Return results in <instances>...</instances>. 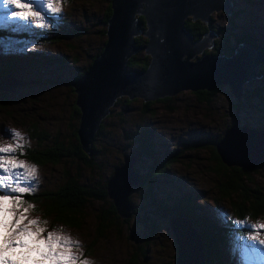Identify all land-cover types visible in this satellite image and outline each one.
<instances>
[{"label": "rangeland", "instance_id": "obj_1", "mask_svg": "<svg viewBox=\"0 0 264 264\" xmlns=\"http://www.w3.org/2000/svg\"><path fill=\"white\" fill-rule=\"evenodd\" d=\"M230 2L231 14L212 10L206 24L200 20H192L190 14H187L185 19L211 28L205 33L215 30L212 32L215 37L211 38V46L204 48L201 54L195 55L191 60L202 54L229 56V51L233 52L237 44L246 42H253L251 45L260 47V53L264 54V0ZM108 3L110 5L109 0H67L60 5L61 13L45 14L50 23L43 27L35 21H29L31 27H23L21 25L25 22L10 15L9 22L0 19V35H3L0 37V62L8 59L19 62L12 69V78L7 86H1L4 77L0 78V88L6 89L4 99L0 100V146L15 148V152L7 155L17 157L18 161L27 166H35L37 170L35 179L38 183L35 190L17 193L19 198L23 194L34 196L39 190H59L65 183V173H78L80 181L87 185V190H96L98 183L109 178L113 168L118 166L124 156L137 157L132 149L137 144V134L134 131L140 129L143 138H149L153 142L158 165L164 157L173 159L165 169L158 166L159 172L154 177L152 186V198L157 203L168 205L171 198L173 203L184 197L188 202L185 207L190 209L196 205L199 207L197 217L212 222L211 235L215 234L214 229L218 226L230 227L231 231L218 251L221 257L222 251L228 249L231 255L229 260L225 258L224 261L241 264L240 253L235 251L233 236H247L248 230L236 229L233 221L248 217L237 216L240 200L238 192L227 197L220 192L219 186L228 171L220 170L218 174L214 171L216 163L210 158V148L215 147L217 141H214L225 134L223 132L232 122L253 128L264 125L262 76L245 82L240 98L233 96L227 84L215 86L216 89L206 101L189 89H182L169 96L166 102L143 101L142 98L135 97L124 103L127 99L120 97L101 120L99 134L89 141L90 154V145L98 150V154L94 156V164L98 165V170L93 168L90 171L71 157H62L57 165H38L26 157L29 151L49 148L54 142L62 143L67 150L77 143L81 148L76 134L80 111L74 107L75 94L69 83L84 73L86 66L96 58L94 55L103 48L107 25L103 22V14ZM3 10V0H0V14ZM13 10L19 11L8 8L9 13ZM138 17L141 18L142 25L138 22ZM135 19V30L144 33L147 25L143 15L136 14ZM12 20L17 23H11ZM23 34L26 37H22ZM135 37L143 40L138 45L134 43L137 46L142 47L148 42L145 35L137 34ZM237 39L243 41L238 42ZM132 56L135 63L143 56L146 57L144 60L147 67L150 54H144V49L137 50ZM143 69L145 68L140 69L135 64L124 67L123 72ZM255 71L264 74V61L256 66ZM10 85L11 88L7 89ZM253 94L255 97H252ZM143 103L148 105L144 108ZM13 132L20 133L23 139H13ZM151 142L141 144L138 150L143 151L144 144ZM17 144L20 145L19 148H16ZM225 152L230 153L229 148ZM151 166L154 167L152 159L144 156L141 162H134L133 167L134 171L137 169L140 174L146 175ZM248 177L250 181L244 179L243 184L251 190L258 189L259 196H264V163L252 168ZM139 180L140 178L127 194L132 213L128 210V216L123 217L114 210L115 217L108 219L110 224L107 227L99 224L103 214H108L107 201H87L82 208L83 214L78 226L68 228L49 222L45 224L44 219L33 214L32 207L28 204L20 205L14 199L16 197H10L0 211V221L9 226H0V242L5 237L8 239V244L3 249L4 260L10 264H56L41 255L48 251L43 239L48 232L56 230L71 237L73 241H78L79 247L73 245L71 254L80 260L90 261L91 264H200V261H194L193 256L185 257L183 254L178 256L176 263V243L168 219L185 216L164 212L147 194H141V189L137 186ZM246 191L250 194L249 189L246 188ZM25 209L28 210L25 212ZM21 216L24 218L20 219ZM30 220L40 223L32 225ZM247 222L252 225L264 224V214L255 219L248 218ZM175 226L189 241L193 240V233L183 222H178V226L175 223ZM24 227L31 233H36L38 227L45 231L29 236L21 232ZM260 239H264V235L253 243H258ZM22 244L28 247H20ZM54 251L62 253L63 249ZM246 264H264V253L247 260Z\"/></svg>", "mask_w": 264, "mask_h": 264}, {"label": "water", "instance_id": "obj_2", "mask_svg": "<svg viewBox=\"0 0 264 264\" xmlns=\"http://www.w3.org/2000/svg\"><path fill=\"white\" fill-rule=\"evenodd\" d=\"M109 1L111 13L106 21L103 48L86 71L69 83L75 94L74 105L80 111L76 134L87 155L90 154L89 141L101 120L121 96L128 100L140 97L143 101H153L172 96L182 89L209 91L215 86L227 84L233 96L240 98L243 93L242 85L260 77L255 68L264 61V54L260 53L258 46L249 42L237 44L229 56L202 54L191 60L195 55L201 54L204 48L211 46V38L215 35L213 31H208L200 38L193 39L183 25L185 17L190 14L192 20H200L206 24L212 10L231 14L230 0ZM136 14H142L145 19L147 30L144 33L135 30ZM137 34L148 38L146 45L140 47L134 44L133 37ZM139 49H144V54H150L147 67L124 73L127 60ZM9 88L11 85L7 89ZM223 133L225 134L215 143L216 154L222 163L250 169L263 162L264 130L231 124ZM226 148H229L230 153L225 152ZM250 148L257 151L253 155L255 162L245 164L246 160H250L248 156H244L242 163L245 165L238 164L240 162L236 157L241 153L244 155ZM135 159V156H124L122 163L113 168L106 181V194L112 200L114 209L123 217L128 216L130 209L127 194L138 182V174L133 167ZM122 188V193L118 195ZM174 222L177 226L178 222H183L195 232L185 217H169L168 224L176 243L177 263L180 254L194 257L195 247L179 233ZM200 247L202 263L201 244Z\"/></svg>", "mask_w": 264, "mask_h": 264}, {"label": "trees", "instance_id": "obj_3", "mask_svg": "<svg viewBox=\"0 0 264 264\" xmlns=\"http://www.w3.org/2000/svg\"><path fill=\"white\" fill-rule=\"evenodd\" d=\"M110 13H111V10H110V5L108 3V6L106 7V10L103 14L104 16L103 22L107 21L108 17L110 16ZM138 22L141 23L142 25L140 17H138ZM184 27L192 35L193 39H196L202 36V34H204L206 30H211L210 27L205 26L197 21L193 22L190 19L184 20ZM2 36L3 35H0L1 38ZM17 36H20V35H17ZM22 37H26V35L23 34ZM133 41L137 45L143 42V40L138 37L133 38ZM237 41L242 42L243 40L237 39ZM250 44H253V42H250ZM259 49L261 48L259 47ZM100 51L101 50H99V52L96 53L94 57H96L100 53ZM231 53H232V50L229 51V54ZM132 57L133 56H131L129 60L127 61V66L130 67V66L137 64L138 66H140V69L146 68V60H144V59H147L146 57L143 56L141 60H137L138 61L137 63L133 62L132 59L134 58ZM18 64L19 62H16L15 59H8L6 61L0 62V78L4 77L2 81V87L7 86V83L12 78L11 76L12 69ZM89 64L86 66L84 72L86 71ZM257 73L259 74L261 73L260 76H262V78L264 79V74L262 72H257ZM215 89L216 88H213L211 91L210 90L209 91L196 90L195 94L201 95L200 98L206 101L208 99L207 97L210 94H212ZM0 90H2L0 91V100H3L5 96L4 90L6 89L0 88ZM260 95H261V99L263 100L262 92L260 93ZM121 97H125V96H121ZM244 97H246V95H244ZM252 97H255L254 94L252 95ZM119 98H117L116 101H119ZM168 98H169L168 96H165L155 101L166 102L168 101ZM123 102L125 103L129 101L127 99V100H124ZM147 103H150V102H147ZM147 103H143L144 108L148 105ZM144 111L145 110L143 109V112ZM231 124L237 125L236 122H232ZM237 126H246L247 128H251L255 130H264V125H259L254 128L249 127L247 125H239V124ZM101 127L102 125L100 122L99 127L97 131L95 132L94 136H97L99 134ZM140 131H141L140 129H136L134 133H136L137 136L136 137L133 136L135 134L132 135V137H135V141L137 143L136 148L132 149V153H135L137 155V157L135 156L136 157L135 162L136 161L141 162L145 156V158L152 159V163L154 164V167L153 168L152 166L149 167V172H146V175L140 174L137 171V169L135 170L138 173V176L140 178L137 186L141 189V194L142 193L144 195L147 194L148 197L151 198V201L153 203H157L152 198L153 196L152 186H153L154 177L159 172L158 166L165 169L167 168L168 165H170L173 159L164 157V160L160 162L158 165L156 162L155 154H154L155 150H154L153 142H151L149 138H143ZM43 136L44 135L42 134V138ZM220 137L221 136H219L214 142L218 141ZM148 141H150L151 144L150 143L144 144V148H143L144 150L139 151L138 149L140 145ZM90 147H91L92 152L90 155H87L84 151L81 150L78 143L73 147L70 146V150H67V149H64V147L62 146V143L54 142L53 145L49 148H43L42 150L33 149L29 151L26 157L30 161H33L35 162V164H38V165H45V164L57 165L62 159V157H71L72 160H77L79 163H81L84 167H86L90 171L93 170V168L98 170V165L96 163L94 164V156L95 154H98V150L94 147V145H90ZM250 150H253L254 154H256L257 152L255 148H250L246 151L244 155L242 153L239 154V156L236 157L238 158V161L240 162L238 164L245 163L247 165H250L252 164V162H255V157L249 158L251 162L248 160L244 162V156H248V153ZM210 151H211L210 158H213L216 163V167L214 171L217 174L220 170H222L223 172L228 171V173L224 174L225 180L221 182L219 186V190L222 193V195L227 197L228 195L232 193L235 194L236 192L240 194V200L238 201V206H237L238 208L237 216L238 217L247 216L250 219H255L257 217L262 216L264 214V196L262 197L259 196L260 191L258 189L251 190V188H248L243 184L244 179L250 181L248 174H249V171H251V168L248 169L244 166H239L237 164L226 165L219 160V157L216 154L214 146L210 148ZM121 162L122 160L118 162V165ZM263 163H264V159H263ZM63 178L64 179L66 178L64 185L59 190L56 189L54 192H50L48 190H44L43 192H40L39 190L38 192L33 194L34 196H32L31 194H23V195H20V198L17 193H13L11 197L18 198V203L20 205H23V206L27 204L32 205L33 206L32 208L34 209L33 214L36 215L38 218H42L45 221L53 225L60 224L68 228H74L78 226V223L80 222L82 218V214H83L82 208L86 204L87 201H91V200L107 201V208L109 209L108 214H103L102 219L99 221V224L104 227L109 226L110 221L108 219L110 217H115L114 215L115 209L112 204V200L106 194V181L107 180L103 182H99L98 183L99 186H97V189L93 191V190L86 189L87 185L80 181L79 174L76 172L75 173H65L63 174ZM246 188L249 189L248 192H250V194L247 193ZM171 200L172 198L170 199V203L168 205H162L160 203H157V204L164 209V212H169L170 214L175 213V215L185 216V218L192 223L191 226L195 233H193L189 228L188 229L193 233V240L190 241V243L195 247V255L193 257L194 261L196 263L201 261V247H200V244H201L202 249H203V261L200 264H215L216 262L217 264H231L229 261L227 262L224 261L225 258L229 260V255H231V252H229V250L226 248L224 250L222 248L223 251L220 257V254L218 251L220 244L223 242L226 235L230 233L231 231L229 229L230 227H228L227 225H223L220 227L218 226L214 229L215 234L211 235L212 222H209L206 218L200 219L199 217H197L196 213L199 207H197L196 205H194L190 209L185 207V205L188 202H186L187 200L185 201L184 197L174 200L173 203H171ZM127 201H128V205L130 206L129 210H131V203L128 199ZM130 213H132V210L130 211ZM129 217L131 218V214ZM47 219H49V221ZM205 230H208V231H205ZM197 239L199 240V242Z\"/></svg>", "mask_w": 264, "mask_h": 264}, {"label": "snow or ice", "instance_id": "obj_4", "mask_svg": "<svg viewBox=\"0 0 264 264\" xmlns=\"http://www.w3.org/2000/svg\"><path fill=\"white\" fill-rule=\"evenodd\" d=\"M67 0H3L4 10L0 14V19L5 22L8 21L9 15L13 18H19L23 21L21 26L31 27L29 21H35L40 24L41 27L46 26L50 21L46 18V13L59 14L62 11L60 5L66 3ZM12 7L19 9V11L8 12V8ZM53 18H56L55 16ZM11 23H17L16 20L10 21ZM13 139H23L18 132H13ZM20 145L17 144L16 148ZM15 148L11 146H0V211L3 209L4 202L8 201L13 193H24L34 191L38 181L35 179L36 168L35 166H27L22 161H18L15 156L7 155L15 152ZM23 169V171H20ZM18 200V198H14ZM29 207H33L29 205ZM28 209H25L26 212ZM24 217L21 216L20 219ZM248 218L244 220H234L233 224L236 229H247V236L234 235L233 240L235 243V251L240 253L241 264H246V261L251 258L259 257L261 253H264V239H260L258 243H253L258 237L264 235V224H248ZM19 223V220L17 221ZM30 224L38 225L40 222L37 220H30ZM46 224L47 221H44ZM0 226L9 227L0 221ZM44 228H37L36 233L28 231L27 227L21 229L23 234L29 236L38 235L44 232ZM47 253H41V255L48 260L55 261L56 264H91L90 261L80 260L79 257L72 255V247L76 245L79 247L78 241H73L71 237L58 233L56 230L48 232L47 237L43 239ZM8 244V239L5 237L3 242H0V264H10L3 258L4 245ZM11 246V245H9ZM20 247H28V245H19ZM54 249H63L62 253H57Z\"/></svg>", "mask_w": 264, "mask_h": 264}, {"label": "bare ground", "instance_id": "obj_5", "mask_svg": "<svg viewBox=\"0 0 264 264\" xmlns=\"http://www.w3.org/2000/svg\"><path fill=\"white\" fill-rule=\"evenodd\" d=\"M140 52V51H139ZM127 66V62H126V64H125V67ZM222 85H224V84H222ZM219 86H221V85H219ZM262 110V109H261ZM253 154H254V152H253V150H250L249 151V153H248V157L249 158H251V157H253ZM256 167V166H255ZM252 168H254V167H252ZM251 168V169H252ZM139 178V177H138ZM114 191H115V188H114ZM122 191H123V188H122V190H120L117 194L119 195V194H121L122 193ZM189 221V220H188ZM189 223L190 224H192L190 221H189ZM12 262V261H11Z\"/></svg>", "mask_w": 264, "mask_h": 264}]
</instances>
